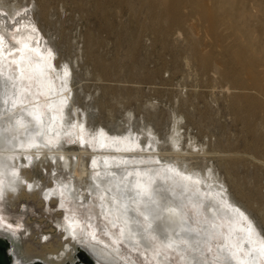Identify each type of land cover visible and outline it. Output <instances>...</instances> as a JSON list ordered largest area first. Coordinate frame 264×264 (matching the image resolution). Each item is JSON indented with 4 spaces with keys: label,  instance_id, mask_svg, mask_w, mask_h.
<instances>
[{
    "label": "bare ground",
    "instance_id": "1",
    "mask_svg": "<svg viewBox=\"0 0 264 264\" xmlns=\"http://www.w3.org/2000/svg\"><path fill=\"white\" fill-rule=\"evenodd\" d=\"M50 1L38 0L43 18L49 15ZM139 2L164 34L186 31L202 72L218 73L234 89L252 90L234 94L233 108L252 134L246 154L264 164V0ZM8 3L0 0V204L25 199L41 207L45 198L51 204H80L94 211L88 201L95 200L96 215L109 236L108 242L95 234L89 240L81 237L87 226L71 216L61 233L66 240L38 238V248L32 242L36 233L30 232L24 242L25 235L0 214V240L10 263L139 264L132 253L127 255L126 245L147 257L154 254L149 258L156 264H174L167 257L171 253L181 257L182 264H264V234L250 214L254 201L237 185L238 196L248 200L245 207L231 195L213 164L201 166L197 159H206L210 150L192 142L193 137L186 142L178 125L182 116L175 114L166 137L150 125L134 128L130 116L128 127L118 132L91 126L88 111L76 101L72 64L61 58L40 26L36 1ZM96 5L104 13L133 8L130 0H97ZM153 29L156 35L157 26ZM201 29L212 37L205 49L195 36ZM142 32L131 33L134 43ZM94 40L89 34V55L97 70L105 72L102 59L91 50ZM93 128L96 133H91ZM67 139L77 144L69 146ZM223 165L229 168L231 163ZM40 166L48 184L36 176ZM191 207L200 214L206 209L201 228L186 216ZM93 228L97 231L99 226ZM49 229L45 238L56 231ZM215 239L224 245L211 250L208 260L201 243Z\"/></svg>",
    "mask_w": 264,
    "mask_h": 264
},
{
    "label": "rangeland",
    "instance_id": "2",
    "mask_svg": "<svg viewBox=\"0 0 264 264\" xmlns=\"http://www.w3.org/2000/svg\"><path fill=\"white\" fill-rule=\"evenodd\" d=\"M4 1L12 5L36 1L35 12L38 14V0ZM96 1L51 0L49 15L43 18L38 14L40 26L52 39L61 58L68 59L72 64L76 101L82 109L88 111L90 125L96 127L100 124L110 132H118L128 127L127 120L131 117L130 123H133L134 128L141 130L144 125H150L161 137H166L173 130L174 116L181 115L183 119H179L178 125L184 132L186 142L203 144L210 150L206 159L199 157L197 161L201 166L213 164L225 180L231 195L248 207V200L239 197L236 192L240 184L243 192L254 201L250 214L264 234V164L261 159L246 154V144L252 134L247 131L245 123L237 117L233 108L234 94L251 93L252 90L234 89L231 82L218 73L202 72L186 39V31L164 34L159 27L161 24L158 26L149 20L146 7H142L139 0H130L133 3L131 11L122 6L106 13L96 5ZM157 8L161 10V7ZM184 11L188 12L189 9L184 8ZM192 22L195 23L196 19ZM155 26L156 35L153 29ZM139 31H143L141 37L134 43L131 35ZM254 33L255 36L259 34ZM89 34L95 36L91 50L102 59L107 69L105 72L97 70L89 55ZM195 36L202 41V49L212 41V37L202 29ZM262 38L264 45V34ZM214 50L220 52L221 48L216 46ZM95 130L93 128L91 133H96ZM75 144L76 140L67 139V145ZM234 153L239 155L235 156L237 154ZM224 162L231 163V166L226 168ZM35 173L43 179L44 185L49 183L45 168L40 166L35 169ZM44 200L46 204L41 207L35 201L25 199L14 204H0L1 216L18 233L25 235L24 242L29 239L30 232L36 233L32 242L38 248L41 247L36 242L38 238L42 242L48 238L66 240V235L62 237L61 233L64 232L65 223L71 224V216L79 217L82 225L87 226L86 234H81V237L89 240L95 234L102 240L109 239L102 230L100 214L96 215L95 200L88 201L94 211L88 207H79L80 204L65 207L60 202L51 204L50 199ZM60 208L62 211L58 213ZM205 214L206 209L200 214L191 207L186 216L193 226L201 228L200 218L205 219ZM244 224L247 226V222ZM94 225L102 231L99 228L96 231ZM51 226L56 231L45 238L44 232L50 230ZM24 230L26 233H23ZM222 245L224 243L221 239L211 243L204 241L201 249H206L209 254L207 259L211 260V250L216 252ZM125 249L127 255L130 257L132 253L139 264H156L152 260L154 254L147 257L143 252L126 245ZM34 250L37 252L42 249ZM167 257L174 264H182L183 259L178 255L171 253Z\"/></svg>",
    "mask_w": 264,
    "mask_h": 264
},
{
    "label": "water",
    "instance_id": "3",
    "mask_svg": "<svg viewBox=\"0 0 264 264\" xmlns=\"http://www.w3.org/2000/svg\"><path fill=\"white\" fill-rule=\"evenodd\" d=\"M0 264H11L7 256L6 245L2 240H0Z\"/></svg>",
    "mask_w": 264,
    "mask_h": 264
},
{
    "label": "snow or ice",
    "instance_id": "4",
    "mask_svg": "<svg viewBox=\"0 0 264 264\" xmlns=\"http://www.w3.org/2000/svg\"><path fill=\"white\" fill-rule=\"evenodd\" d=\"M29 187H31V186H29ZM0 220H2V218H0ZM9 227H11V225H9ZM17 264H19V261H17Z\"/></svg>",
    "mask_w": 264,
    "mask_h": 264
}]
</instances>
